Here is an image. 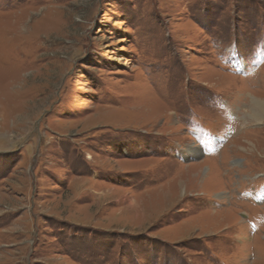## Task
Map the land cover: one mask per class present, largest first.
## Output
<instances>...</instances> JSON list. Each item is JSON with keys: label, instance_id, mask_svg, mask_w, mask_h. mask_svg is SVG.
Returning <instances> with one entry per match:
<instances>
[{"label": "rangeland", "instance_id": "rangeland-1", "mask_svg": "<svg viewBox=\"0 0 264 264\" xmlns=\"http://www.w3.org/2000/svg\"><path fill=\"white\" fill-rule=\"evenodd\" d=\"M264 0H0V264H264Z\"/></svg>", "mask_w": 264, "mask_h": 264}, {"label": "bare ground", "instance_id": "bare-ground-1", "mask_svg": "<svg viewBox=\"0 0 264 264\" xmlns=\"http://www.w3.org/2000/svg\"><path fill=\"white\" fill-rule=\"evenodd\" d=\"M255 108L250 113L252 119L256 122H262L264 119V101L255 99Z\"/></svg>", "mask_w": 264, "mask_h": 264}]
</instances>
